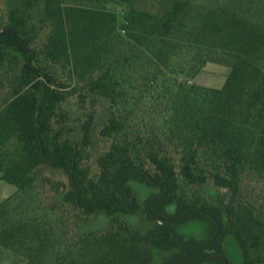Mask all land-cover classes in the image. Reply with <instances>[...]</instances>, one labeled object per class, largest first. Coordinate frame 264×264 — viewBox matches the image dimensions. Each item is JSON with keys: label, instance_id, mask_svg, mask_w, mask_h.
<instances>
[{"label": "trees", "instance_id": "obj_1", "mask_svg": "<svg viewBox=\"0 0 264 264\" xmlns=\"http://www.w3.org/2000/svg\"><path fill=\"white\" fill-rule=\"evenodd\" d=\"M2 30L0 259L264 264V0H0ZM210 62L223 87L189 83Z\"/></svg>", "mask_w": 264, "mask_h": 264}, {"label": "rangeland", "instance_id": "obj_2", "mask_svg": "<svg viewBox=\"0 0 264 264\" xmlns=\"http://www.w3.org/2000/svg\"><path fill=\"white\" fill-rule=\"evenodd\" d=\"M229 73H230L229 67L210 62L205 66V68L200 74H198L192 80H189V83L191 84L195 83L201 86L211 87V88H222L223 85L225 84L226 77ZM106 117H107L106 106L104 104H98L97 113H96V136L90 148L91 156L89 159H97V156L106 147L105 143L100 139L98 135V130L103 124V122L106 120ZM133 188L142 205H145L150 195L159 191V188L157 187H149L144 184L133 185ZM16 189L17 188L15 185L9 184L0 178V202L4 201L7 197L14 194ZM17 205H20L19 200L14 201V206ZM30 207L31 206H29L28 204L24 205V208L28 211L30 210ZM96 222L102 223L103 220H99V221L97 220ZM130 224L133 228L148 230L154 226L155 222L150 221L147 217V214L145 213V210L142 209L136 214H134L132 220L130 221ZM177 231L183 234L184 236H186L187 238H195L197 240H203L208 237L209 226L205 222L194 221L181 225L180 227L177 228ZM224 247L228 255V264H245L241 257L240 248L233 238L231 237L226 238L224 242ZM172 253H173L172 251L163 252V253L158 252L156 254V259L154 261V264H162L165 261V258L170 256ZM0 264H14V261L12 260L7 261L4 259H0ZM209 264H215V263H209Z\"/></svg>", "mask_w": 264, "mask_h": 264}, {"label": "water", "instance_id": "obj_3", "mask_svg": "<svg viewBox=\"0 0 264 264\" xmlns=\"http://www.w3.org/2000/svg\"><path fill=\"white\" fill-rule=\"evenodd\" d=\"M2 32H3V30L0 33H2Z\"/></svg>", "mask_w": 264, "mask_h": 264}]
</instances>
